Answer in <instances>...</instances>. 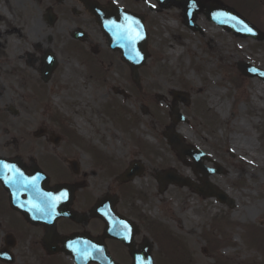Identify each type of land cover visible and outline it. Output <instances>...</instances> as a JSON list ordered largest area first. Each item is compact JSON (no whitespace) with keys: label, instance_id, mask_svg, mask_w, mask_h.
<instances>
[{"label":"rangeland","instance_id":"rangeland-1","mask_svg":"<svg viewBox=\"0 0 264 264\" xmlns=\"http://www.w3.org/2000/svg\"><path fill=\"white\" fill-rule=\"evenodd\" d=\"M94 1L105 6L113 2L143 17L148 58L138 69L139 82L131 80L119 53L108 49L94 17L79 1L0 0V132L7 130L16 137L19 130L48 127L56 132L61 125L72 132L76 142L69 145V157L86 173L76 201L86 194L117 196V208L140 229L135 242L147 237L156 244L155 264L164 263L148 222L181 243L189 255L187 264H264V248L251 243L247 234L249 227L264 228V82L237 69V63L245 62L264 71V34L261 41L235 36L203 13L194 19L198 30L191 31L180 7L160 9L155 0ZM202 1L232 8L264 33L263 0ZM48 9L55 15L53 24L47 22ZM76 29L85 33L84 41L73 40ZM46 51L53 53L57 64L44 83L39 67ZM68 68L76 75L78 93L69 91L71 81L62 77ZM256 85L263 88L261 94ZM175 91L189 99L188 105L178 103L187 122L177 124L176 130L180 128L187 142L225 169L209 181L233 199V208L192 189L158 182L163 172L173 171L187 178L190 173L189 179L203 186L191 159L181 160L163 137ZM10 107L17 110L16 116L8 112ZM76 120L83 123L84 132ZM235 138L248 146L234 149ZM11 147L2 153H10ZM36 153L23 154L27 164ZM130 163L142 170L132 181L120 183L119 176ZM127 188L131 192L125 196ZM212 230L219 241L214 251L203 236ZM34 231L0 195V250L5 235L12 234L15 244L8 248L12 264H70L58 255L43 257L39 245H33ZM106 244L115 261L129 264L120 245Z\"/></svg>","mask_w":264,"mask_h":264},{"label":"water","instance_id":"water-1","mask_svg":"<svg viewBox=\"0 0 264 264\" xmlns=\"http://www.w3.org/2000/svg\"><path fill=\"white\" fill-rule=\"evenodd\" d=\"M79 1L82 2L88 8L89 12L94 15L96 22L100 25L102 32L108 39L109 47L112 50H117L121 54L122 59L131 70L132 80L135 83H138V68L145 64L148 57L146 50L147 33L144 29L142 17L116 8L112 5L109 8H103L91 0ZM156 1L161 9H167L171 6L181 7L184 14V24L191 30L197 29V26L193 23L195 16L203 11V7H206L207 10L204 12L206 17L210 21L222 26L226 31H231L235 36L252 37L256 40H261L263 38L261 33L254 26L225 6H210L207 3H203L201 0H187V4L175 0ZM48 20L49 23H52L54 20L51 13L48 15ZM73 36L78 39L84 38V34L79 30L76 31ZM46 57L45 69L42 72L43 81L48 80L51 71L55 67V60L53 59L52 54L48 53ZM238 69L246 77L258 76L264 80V72L247 63H238ZM173 98L174 101L170 107L171 124L165 128L163 135L168 144L177 151L181 159L185 156H189L193 160L192 167L196 173L201 172V179L204 181V188L198 189L190 180L175 175L173 172H167L164 174L162 177L163 185L174 183L180 186L194 188L197 193L202 196L214 197L219 202L227 204L230 208L233 207V200L229 199L224 192L215 189L208 182L210 175L214 173L222 174L225 172L224 169L219 165H215L216 169H209L201 165L200 159H207V156L196 148L185 145L182 137L175 131L174 128L177 123L186 121L185 117L179 112V108L175 104V101H181L183 104H188L189 100L186 95L179 92H174ZM14 162L16 167L21 168L17 160ZM140 169L141 168L138 167L134 170H127L121 176L122 182L133 179V177L140 172ZM26 177L23 174H20V172L11 175L9 165H7V163H0V182L9 192L11 200L10 204L13 209L21 212L28 222H39L53 228L55 220L60 216L74 218L72 212L67 208V205L71 201V195L69 192L68 194L64 193L62 196L51 192V200L54 206L48 210L50 211L49 216H47L44 209L36 208L33 200L36 198L37 193L31 189V177ZM23 195H26V197H23ZM59 203L60 205H58ZM114 204L115 199H110L108 196H105L92 209L96 216H99L106 222L104 235L108 238L122 242L128 248L132 258V264H153L151 259V243L148 240L143 242L141 251L133 249L132 238L134 233L137 232L135 226L130 225L129 232L125 227L128 225L127 223L122 224L123 222L121 221L114 224L109 221L110 218L117 217L113 207ZM32 211L39 212V215H33ZM116 219L119 221V217ZM125 222L128 221L125 220ZM67 241L69 243L70 238H68ZM7 244H11V241L7 240ZM63 250L81 264H87L91 260L100 264H115L111 260L106 251V247L103 244L80 246L68 244L63 245ZM0 257L7 262H11V258L8 256L0 255Z\"/></svg>","mask_w":264,"mask_h":264},{"label":"flooded vegetation","instance_id":"flooded-vegetation-1","mask_svg":"<svg viewBox=\"0 0 264 264\" xmlns=\"http://www.w3.org/2000/svg\"><path fill=\"white\" fill-rule=\"evenodd\" d=\"M9 145L13 146L10 153H2L1 150H6V146ZM69 145L68 136L61 129L56 132L48 129V127H39L36 130H19L16 137H10L7 130L0 132V157L18 159L19 163L23 165L26 174H32V168L37 167L47 176L46 179H37L39 182H44L43 187L45 189H52L55 186L63 185L66 186V190L74 195L70 203V209L78 215V222L67 218H60L56 221L55 232L50 234L47 239H44L45 226H33L35 230L33 245H39L43 251V257L48 256V245L60 249L63 245L62 239L66 236L73 235V241L76 239H86L89 241L96 239L105 243L109 241L113 242L102 238L104 223L100 219L93 217L90 213V208L95 204L97 199L91 195L87 196L88 194L82 196L79 202L75 199L78 196V192L81 189L83 190L82 187L85 185L84 178L86 177V173L82 172L77 161L69 157ZM34 151H37L36 154H31L34 159L29 157L28 160L31 161V164H27L23 154L34 153ZM52 161L55 162V166L53 164V167H51ZM0 195L6 200L8 209L14 212L9 207L8 194L1 185ZM118 213L125 215L119 209ZM89 243L90 245L96 244L92 241ZM136 246L138 247L139 245ZM56 255L62 257L61 253ZM50 264L54 263L51 262Z\"/></svg>","mask_w":264,"mask_h":264},{"label":"trees","instance_id":"trees-1","mask_svg":"<svg viewBox=\"0 0 264 264\" xmlns=\"http://www.w3.org/2000/svg\"><path fill=\"white\" fill-rule=\"evenodd\" d=\"M153 229H154V238L159 245H167V248L169 249V251H179L180 250L179 248L180 243L176 239H174L168 232L159 228L158 226H155V227L153 226ZM252 233L255 234L256 236V242H258L259 245H264V231L254 230L252 231ZM204 238H205L207 245H210L209 247L210 249L217 242V236L213 234V230H212V233L205 234ZM182 256H184L183 250H182Z\"/></svg>","mask_w":264,"mask_h":264},{"label":"bare ground","instance_id":"bare-ground-1","mask_svg":"<svg viewBox=\"0 0 264 264\" xmlns=\"http://www.w3.org/2000/svg\"><path fill=\"white\" fill-rule=\"evenodd\" d=\"M31 21L34 22L35 21V18L33 17L31 19ZM36 26L42 27L43 24H42V22H41V24L40 23L37 24V22H36ZM31 30L32 31L35 30L34 27ZM30 36H32V35H30ZM44 37H45V35L42 38H44ZM38 44H39V42H38ZM9 53L11 54V56H14L13 53H12V51H11V49L9 50ZM41 68H42V66L40 65L39 69H41ZM62 77L63 78H67V79H69L71 81L70 82V89H69V91H71L72 93H74V92L75 93H78V90L76 88H74L77 85L76 75L73 74L72 71L69 68L66 70V72L64 73V75ZM256 86H257V90L259 91V94H261V92L263 91V88L260 85H256ZM75 123L77 124L78 128H80V130L82 132H84V125H83V123L81 121H79V120H76ZM103 129L104 130H108L106 127H104ZM178 132L180 134H182L183 136H185L184 133H183V131L180 128L178 129ZM185 137H187V136H185ZM232 145H233L234 149H237L238 151H240V150L244 149L246 146H248V143L245 142V141H241V140L235 138L232 141ZM190 175H191L190 173L187 174V176L189 178H190ZM138 181H139V179H138Z\"/></svg>","mask_w":264,"mask_h":264}]
</instances>
